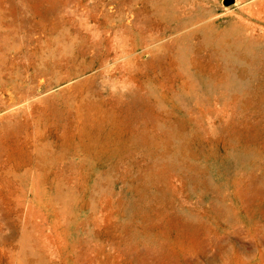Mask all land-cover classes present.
Here are the masks:
<instances>
[{
  "label": "rangeland",
  "instance_id": "374dc122",
  "mask_svg": "<svg viewBox=\"0 0 264 264\" xmlns=\"http://www.w3.org/2000/svg\"><path fill=\"white\" fill-rule=\"evenodd\" d=\"M0 264H264V0H0Z\"/></svg>",
  "mask_w": 264,
  "mask_h": 264
}]
</instances>
